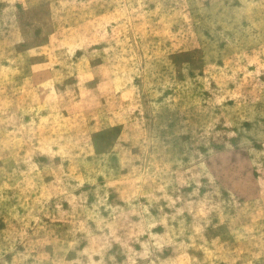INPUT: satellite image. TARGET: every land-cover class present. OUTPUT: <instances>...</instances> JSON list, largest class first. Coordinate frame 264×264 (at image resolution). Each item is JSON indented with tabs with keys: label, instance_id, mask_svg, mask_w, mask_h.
<instances>
[{
	"label": "rangeland",
	"instance_id": "rangeland-1",
	"mask_svg": "<svg viewBox=\"0 0 264 264\" xmlns=\"http://www.w3.org/2000/svg\"><path fill=\"white\" fill-rule=\"evenodd\" d=\"M0 264H264V0H0Z\"/></svg>",
	"mask_w": 264,
	"mask_h": 264
}]
</instances>
